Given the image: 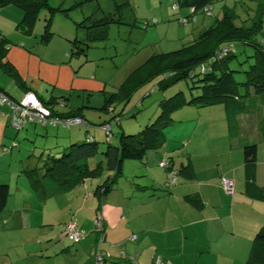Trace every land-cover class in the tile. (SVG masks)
<instances>
[{"label": "crops", "instance_id": "crops-1", "mask_svg": "<svg viewBox=\"0 0 264 264\" xmlns=\"http://www.w3.org/2000/svg\"><path fill=\"white\" fill-rule=\"evenodd\" d=\"M22 15V10L16 5L7 3L0 7V35L10 40L6 61L11 63L20 78L18 80L7 73L0 65V90L11 95L13 100L23 98L28 91L36 92L45 101L63 98L65 105L56 107L64 113L80 109V114L88 120V124L71 127L61 125L62 128H68L69 132L64 134L56 130L61 126L50 122L44 126L39 121H29L22 128H16L11 120V106L0 105V162L6 163L8 160L10 168L9 172L0 167V182L6 180L11 191L7 206L0 214V264H95L93 258L98 250L111 256L110 261L100 264H158L159 259L163 264H247L254 236L264 225V201L254 199L245 192L244 158H241L243 153L238 150H243L242 140L248 139L249 131L246 130L247 135L241 133L238 137H232L223 108L213 109L218 105H187L173 113L174 121L170 125L184 122L185 119L181 117L186 115H177L183 109H190L191 113L198 114L210 128L215 129V112H220L223 123L227 125V145L223 153H226L225 157H230V163L226 169L219 167L220 157L209 149H200L201 154H174L177 151L169 145L168 149L162 147L157 158H161L163 153L165 158L170 157L171 166L179 171L176 176L169 168L150 165L147 153L142 161L150 170L136 175L123 173L102 199L96 189L109 175L104 176L103 172L85 178L72 188L62 189L46 198L41 196V192L33 187L29 176L24 173V165L37 163L36 158L46 153L61 154L69 144L89 136L97 141L100 136H105L110 114L105 111L107 118L99 117L103 119L100 128H92L94 122H90L87 118L90 114L85 113V108L90 106L85 101H92L93 93L101 92L104 105L112 92L107 88L114 87L105 79L97 77L98 65L83 70L92 59L87 57L85 60L83 55L70 56L68 35L63 32L65 35H60L65 36L62 37L63 41L52 45L50 43L55 37L53 32L48 43L43 44L37 36H32L34 31L28 34L18 26ZM13 81L21 97L15 95L17 90L12 86ZM88 93L89 96H86ZM75 95L81 103L73 101ZM190 120L195 118L185 121ZM202 123H197L196 129ZM112 124L113 137L117 138L121 132H126L120 122L121 132H114ZM167 127L163 144L167 140H174V137L171 140L167 137ZM22 130L25 131L24 136L37 134L34 149L26 147V154L20 150L13 156H2L6 152L3 144L10 146L18 141ZM40 133L45 135L42 137ZM263 147L264 140L258 144L256 174V182L262 187ZM229 148L235 149V152H229ZM187 164L193 171L192 176H186L181 171ZM14 166H17L15 170ZM15 175L16 180L13 178ZM222 177L234 180L233 194L227 193L222 186ZM96 179L98 181L94 190L92 186ZM61 197L64 212L68 213L71 220L77 216L83 220H75L77 226L87 233L79 242L72 241L69 236V240L62 241L63 236L67 235L69 223H57L56 212L53 211L56 207H52ZM44 209L49 213L46 216ZM98 212L105 217V230L101 233L94 230L93 220ZM56 224L64 227L65 231L60 242H56Z\"/></svg>", "mask_w": 264, "mask_h": 264}, {"label": "trees", "instance_id": "trees-1", "mask_svg": "<svg viewBox=\"0 0 264 264\" xmlns=\"http://www.w3.org/2000/svg\"><path fill=\"white\" fill-rule=\"evenodd\" d=\"M87 1L91 0L79 1L69 9L62 7L50 8L51 12L62 11L67 15L70 9L82 7ZM214 1L175 0L174 5L179 8H190L191 15H194L197 11L212 15ZM7 3L16 5L22 10L23 18L18 26L28 34L34 31V24L40 10L45 6H49V0H0V7ZM208 7H211L210 13L205 11ZM256 14H261L260 9L257 10ZM116 15V13H109L99 18L91 15L82 22H77V29L86 30V38L75 37V39L70 40V56L87 55V49L93 42L107 39L110 25L112 23H123L122 18ZM234 18L233 12L226 10L223 19L217 18L197 38L188 42L182 48L170 52L157 53L149 57L128 75L116 91L109 93L104 105L100 108L109 113L111 117L108 128H105L106 131L108 130L107 146L102 153L106 159L108 169L112 170L114 175H108L104 183L98 185L96 193L101 199L113 189L114 183L123 175V166L126 159L143 160L150 149L157 148L163 144L165 128L173 123V113L175 111L187 105L202 107L221 106L225 113L230 135L238 137L244 128L241 122L242 116L251 115L258 110L264 109V45L258 40L262 26L260 23L262 22L258 20L253 25H236ZM187 20H189V15L182 18L183 22ZM154 22L156 23L157 20L154 19ZM148 25L149 23L147 22L146 26ZM50 26L51 17L47 19L44 33L40 38V42L43 44L48 43L53 34ZM237 44L253 46L255 49L254 53L249 56L252 58V63L249 69L245 71L247 80L243 82L246 85L244 93L239 91V83L234 74L236 70L230 67V60L236 56ZM9 45L10 40L0 35V65L5 68L7 73L20 80L15 68L9 61H6ZM225 49L228 50L224 54L223 51ZM199 66V74L203 76L198 79V81L202 82L198 86L201 89V93L191 99L175 95L166 99L165 102L162 100L160 105L161 112L153 122L148 123L137 133L121 132L116 138V142H112L114 134L111 129V121L113 119H115L114 122L119 123L121 121L120 113L117 114L115 112L117 103L128 101L140 88L159 76L163 78L158 86L163 89L188 75L194 77L196 74L193 71ZM0 91L3 92L2 90ZM4 93L9 98H13L5 91ZM40 100L51 109V118L80 116L84 119V123L79 125L88 124V120L80 114V109H72L69 113H64L56 107L57 105H65L63 98H52L48 101L40 98ZM6 104L11 106L10 103L0 105ZM262 119L263 121L258 122L257 130L258 134L261 133L264 139V118ZM48 122L51 123L50 120ZM48 122L46 124L40 122V124L46 126ZM54 125L61 126L60 124ZM98 143L99 141L89 136L87 139L70 144L61 154L46 153L44 156L37 157V163L30 165L31 162H29V164H25L27 167H24L23 171L29 176L33 187L41 192L43 198H46L62 189L72 188L85 178L98 175L105 170L102 161L97 163L95 167H91L89 164V160L99 150ZM242 144L246 174L245 192L254 199L264 201V187L256 182L258 143L244 139ZM12 145L3 144V150L6 152L10 151ZM170 159V157L164 158L160 162V167L169 168L176 176L179 171L171 166ZM163 162L166 165H162ZM181 171L186 176L193 175V171L188 164ZM10 195V184L3 181L0 182V214L5 210ZM100 214L101 212H98L97 217ZM104 220L105 217L103 216V229L101 230L95 222L99 233L105 230ZM110 257H106L103 262L110 261ZM159 264H163V262ZM247 264H264V225L254 236L251 255Z\"/></svg>", "mask_w": 264, "mask_h": 264}, {"label": "rangeland", "instance_id": "rangeland-1", "mask_svg": "<svg viewBox=\"0 0 264 264\" xmlns=\"http://www.w3.org/2000/svg\"><path fill=\"white\" fill-rule=\"evenodd\" d=\"M79 1L82 0H49V6L43 7L38 14V18L34 24L35 29L32 36H37L38 40H40L42 34L44 33L47 19L51 17L50 30L54 32L55 37L53 39L54 41L50 44L57 45V42H60L61 40L63 41V36L60 37V35L66 34L68 35L67 39H69L67 42L69 44L70 51V40L75 39V37L80 39L86 38V30L77 29V22H82L86 17L91 15L95 17L97 16V18L103 17L109 13H116L119 15V17L122 18L123 23H112L108 30L107 39L93 42L87 49V55L83 54V58L85 60L87 57L92 59V61L85 65L83 70H88L89 68H94V66L96 67V65H98L97 77L99 79H105L108 83H111L110 85L114 88H107V90H112V92L117 90L128 75L144 63L149 57L157 53L170 52L182 48L185 44L197 38L200 33L212 25L217 18L223 19L226 10H231V12H233L235 15L234 22L236 25H253L258 20L262 22L260 23L262 26L259 32L260 35L258 36V40L264 45V0H215L213 2L212 15H206L202 11H197L194 15H191L190 8L176 7L174 5L175 0H91L87 1L82 7L70 9L67 15L62 11L51 12L50 7H62L69 9L72 5ZM118 8L120 9L117 10ZM259 9L261 14L257 15L256 13ZM187 15H189V20L183 22L182 18ZM154 19L157 20L156 23H153ZM147 22L149 23L148 26H146ZM63 32L65 34H62ZM254 51L255 49L253 46L237 44L236 56L230 60V67L236 70L234 74L239 83L240 93H244L246 89V85L243 84V82L247 80L245 71L249 69L250 64L252 63V58L249 56H251ZM199 72L200 66L193 71L196 76L192 77L191 75H188L165 89L158 86L159 82H161L163 78L162 76H159L151 80L146 86L136 92L132 99L130 98L128 102L124 101L119 104L117 103L115 112L117 114L120 113V123L123 128L125 126L126 133H137L148 123L153 122L161 112L160 105L162 100L165 102L166 99L174 97L175 95L191 99L193 96L201 93V89L198 86L202 82L198 81V79L203 76H201ZM12 86L17 90L15 95L17 97H21V93L15 81H13ZM77 94L79 93L77 92ZM86 96H89V93ZM91 97H93L92 101H85V104L90 106L85 108V113L90 114L87 118L90 122H94V125L91 126L96 129L100 128L99 124L103 123L101 122L103 119L99 117L102 116L103 118H107V113L100 109L103 106L102 93L95 92ZM73 101L81 103V100H78L77 95L74 96ZM217 108H221V106L216 108L213 107L215 110ZM215 114L217 117L215 118L216 128L214 129L210 128L209 124H207L204 119H200L198 114L196 115V113H191L190 109H183V111H180L177 117L186 115L181 117V119L187 120L195 118V120H184V122L178 125L175 123L174 125L168 126L166 129V135L169 140H171V138L173 139V137L174 140L171 142L167 140V142L162 144V146L148 151V155L151 160L150 165L156 164L157 166H160V162L165 158V155L163 153L160 156L161 158H157L159 157L158 152L162 150V147L166 148L170 145L172 149L177 151L174 154H182L186 152L201 154L200 149H209L211 152L215 153V156L220 157L221 161H219V167L226 169L230 163V157H225L226 153H223L226 150L225 147L227 145V125L223 123L220 112H215ZM262 118H264V109L260 111L258 110L251 115L242 116L241 122L244 127L242 129V133L247 135L246 130H248L249 135L246 138L250 139L251 142H259L262 144L264 140L262 134H258L257 130L258 122L261 120L263 121ZM114 121L115 119L111 121V123H113V131L115 132L116 130H119V132H121L122 126L118 125V122ZM202 121L203 123L198 129H196L197 123ZM31 126L36 125L31 124ZM56 130H60L63 134L69 132L68 128H62V126L56 128ZM21 134L22 135L18 138L19 142L16 141L20 145V148L19 145L14 146L7 153L4 151L5 154L3 153L2 156H13L14 154H18L20 150H23L26 154L27 149H34V139L38 137L37 134L34 136H24L25 131L23 132V130L21 131ZM43 135L45 134L40 133V136L43 137ZM106 138L107 133L105 136H100V138H98L99 150L89 160V164L91 167H95L97 163H101L102 161L105 167V170L103 171L104 176L108 174L113 176L114 172L108 169L106 159L102 153L107 146ZM112 142H116V137H112ZM31 145L32 148H30ZM60 149L61 148L57 150ZM228 150L229 152H235V149L229 148ZM238 151L243 153L242 149ZM263 154L264 147L261 150V155ZM241 158L243 159V155ZM216 161L218 162V160ZM125 162L126 164L124 163L123 173L136 175L137 173H144L145 171L150 170L142 159H126ZM0 167L4 170L10 169L8 167V160L6 163L5 161H1ZM24 167L27 166L24 165ZM16 168L17 166H14L13 170ZM8 171L10 172V170ZM13 178L16 180L17 175ZM169 179H171V172ZM2 181L7 182L6 180ZM97 181V179L93 181L94 184L92 187L94 190L96 188ZM62 201L63 197H61V199H57V204H53L52 206L56 207L53 211L56 212L55 221H58L57 223L64 222V225H66L70 222L77 224L76 221H83L78 216L75 218L76 221L73 219L71 220L68 213L64 212ZM51 210L52 209H50V211ZM43 213L45 216L49 214L45 209L43 210ZM96 220L97 214H95L93 220L94 230L98 229L95 224ZM59 225L60 224H56L54 229L56 242L61 241L62 232L64 230V227L61 228ZM65 240H69L68 235L63 236L62 241ZM70 242L72 243V241ZM93 259L95 261L96 257Z\"/></svg>", "mask_w": 264, "mask_h": 264}, {"label": "built area", "instance_id": "built-area-1", "mask_svg": "<svg viewBox=\"0 0 264 264\" xmlns=\"http://www.w3.org/2000/svg\"><path fill=\"white\" fill-rule=\"evenodd\" d=\"M211 7L205 9L207 13H210ZM228 49H225L224 54ZM10 103L11 105V120L12 124L16 128H22L27 121H39L46 124L48 120L52 124H60L64 127H71L73 125H79L84 123V119L80 116H71L65 118H51V109L46 106L38 97L34 91H28L22 99L15 101L9 98L4 92L0 91V104ZM108 128V127H107ZM14 146L18 145V142L13 143ZM162 165H166L164 162ZM222 186L227 193H234V180L230 178H223L221 182ZM99 229H103V216L102 213L97 217L96 220ZM66 232L69 238L78 242L86 236V231L79 228L76 223L70 222L66 227ZM96 264L103 263L106 257H110V253H103L97 251ZM157 263H162L161 260H157Z\"/></svg>", "mask_w": 264, "mask_h": 264}]
</instances>
